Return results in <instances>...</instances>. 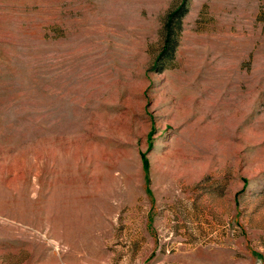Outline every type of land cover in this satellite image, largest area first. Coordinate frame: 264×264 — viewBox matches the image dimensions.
Instances as JSON below:
<instances>
[{
    "label": "rangeland",
    "instance_id": "rangeland-1",
    "mask_svg": "<svg viewBox=\"0 0 264 264\" xmlns=\"http://www.w3.org/2000/svg\"><path fill=\"white\" fill-rule=\"evenodd\" d=\"M0 264H264V0H0Z\"/></svg>",
    "mask_w": 264,
    "mask_h": 264
},
{
    "label": "trees",
    "instance_id": "trees-1",
    "mask_svg": "<svg viewBox=\"0 0 264 264\" xmlns=\"http://www.w3.org/2000/svg\"><path fill=\"white\" fill-rule=\"evenodd\" d=\"M186 12V3L183 1L179 6L174 8L169 14L166 22V38L163 52H172L174 47L173 24L176 19L181 18Z\"/></svg>",
    "mask_w": 264,
    "mask_h": 264
}]
</instances>
